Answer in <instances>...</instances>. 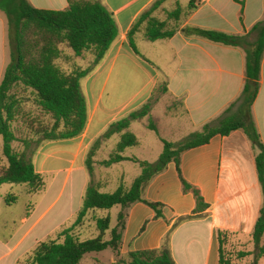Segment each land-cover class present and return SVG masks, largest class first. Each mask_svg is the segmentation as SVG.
I'll use <instances>...</instances> for the list:
<instances>
[{
  "label": "crops",
  "instance_id": "obj_1",
  "mask_svg": "<svg viewBox=\"0 0 264 264\" xmlns=\"http://www.w3.org/2000/svg\"><path fill=\"white\" fill-rule=\"evenodd\" d=\"M156 1H102L113 15L118 35L99 66L80 83L86 104L85 128L80 136L47 142L34 154L33 167L44 177L45 187L33 195L24 189L29 205L18 216L9 212L1 216L0 211V264H16L39 242L59 232L66 221L72 220V225L89 183L85 159L90 146L111 124L139 110L151 98L159 81L167 84V98L183 103L182 110L186 113L171 115L174 122L164 125L168 135L174 134L180 141L216 121L241 94L245 82L244 52L198 36H187L182 29H216L231 35H248L256 23L264 20V0H195L197 9L180 22L172 38L151 42L164 45L160 52L147 49L155 65L130 50L127 34L139 15ZM28 2L39 10L60 11L68 7L67 0ZM240 3H244V7ZM177 5L179 3L171 10ZM207 22L217 27H209ZM144 40L139 35L134 37L137 51ZM254 40L255 35H251L250 42ZM0 43L7 44V21L1 12ZM3 57L0 54V75L6 67ZM259 83L252 117L264 145V55ZM256 154L257 150L240 130L227 137L217 135L208 144L183 152L179 159L181 176L199 191L207 209L176 225L179 218L193 214L196 202L191 193L183 192L176 166L169 163L143 192L145 200L163 206V219L155 218L154 211L142 203L132 204L125 210L119 207L118 213L125 214L121 256L157 249L169 235L175 264H219L218 232H228L238 240L247 235L248 239L259 217L263 196L255 168ZM71 181L72 192L64 208L58 210L57 217L48 219L50 209L58 205L63 189ZM52 188L58 190V195L44 206ZM221 212L227 217L224 224L218 222ZM84 229L85 225L76 231L80 238ZM114 261L113 254L110 264ZM262 261L264 259L258 264Z\"/></svg>",
  "mask_w": 264,
  "mask_h": 264
},
{
  "label": "trees",
  "instance_id": "obj_2",
  "mask_svg": "<svg viewBox=\"0 0 264 264\" xmlns=\"http://www.w3.org/2000/svg\"><path fill=\"white\" fill-rule=\"evenodd\" d=\"M103 0H67L68 7L60 11L34 8L28 0H0V12L7 21V44L10 61L6 65L0 81V137L2 154L6 166L0 167V188L4 184L25 185L28 194H36L45 187V179L34 170L29 152L33 140L17 138L13 124L21 121L34 137L36 145L64 141L80 136L86 124V104L80 83L92 73L107 55L118 35L113 15L102 4ZM166 0H157L135 20L128 34L130 50L139 56L134 37L141 35L146 41L156 42L172 38L178 31L180 22L186 20L196 9L195 0H190L185 8L177 5L165 11V18L156 13ZM242 14V11H241ZM241 20V17H240ZM187 36H198L207 41L227 47L240 48L245 54V82L239 97L214 122L203 126L179 143L162 139L152 124L148 128L159 136L163 151L154 163L136 158L124 157L122 153L140 146V139L129 131L131 123L149 117L153 103L151 98L139 109L123 119L111 124L90 146L85 169L89 183L83 196L80 210L68 228H61L55 239L41 241L16 264H80L91 253H101L110 249L115 261L112 264H175L170 248V236L166 235L157 249L129 252L121 256V236L125 214L119 212L117 223L111 227V216L95 217L97 236L81 241L76 233L97 214L110 211L114 207L127 209L135 203L151 208L155 218L163 219V206L148 202L143 192L151 179L160 174L173 162L184 193H191L196 206L191 216L179 218L176 225L191 220L207 209L199 191L183 180L179 167L180 155L192 148L201 147L219 135L227 137L235 131H242L257 150L255 168L263 196V205L251 235L254 250L239 253V258H253V264L264 259V145L260 140L252 117V106L260 87L261 62L264 55V20L256 23L248 35H231L220 31L201 28H184ZM255 40L250 42V36ZM85 62V64H82ZM85 65V66H84ZM167 96V84L159 81L153 95ZM151 96V97H152ZM179 109H167L173 116L185 112L181 100ZM118 137L114 151L102 164L109 167L121 162L137 164L141 174L130 186L119 184L112 193L101 192V186L92 180L94 159L103 143ZM20 142L22 149L13 144ZM1 197V195H0ZM16 202L14 195L7 196L6 204ZM109 235L108 239L105 236ZM230 234L218 232L219 264H234L226 248Z\"/></svg>",
  "mask_w": 264,
  "mask_h": 264
},
{
  "label": "rangeland",
  "instance_id": "obj_3",
  "mask_svg": "<svg viewBox=\"0 0 264 264\" xmlns=\"http://www.w3.org/2000/svg\"><path fill=\"white\" fill-rule=\"evenodd\" d=\"M190 0H170L164 7L161 6V8L158 10L156 15L160 19L165 18V11L171 10L174 7L175 3H179L180 6L186 7ZM244 2V1H243ZM242 7H244V3H240ZM238 10V8H236ZM240 11V10H239ZM236 15V12H235ZM241 21H243V14H241ZM209 27H217V24L207 22ZM214 30L216 29H209ZM219 31V30H217ZM141 36V35H139ZM6 42V41H5ZM164 45H161L159 43H151L148 41H143L138 46V53L142 55L145 59L150 61L151 63L155 64L154 58H152L150 52H147L148 50H152L153 52H160L164 49ZM9 45L8 44H1L0 43V54L3 55L5 58V66L10 61V53H9ZM4 51V52H3ZM4 53V54H3ZM2 65V59L0 58V69ZM1 71V70H0ZM2 74L0 75V81L2 79ZM151 102L153 103V109H152V116L145 118L140 121H135L132 123L130 131L135 134L137 138L140 139V146L128 148L126 149L122 154L126 157L136 158L141 161H146L149 163H154L158 160L160 154L163 151V145L162 142L159 139V136L166 140L170 141L172 143H175V141H180V137H175L174 134L168 135L166 132L167 129L164 127V125L167 122H174L171 119V113H168L167 109L174 108V110L179 109L178 102L173 101L170 98H167L166 96L161 95H153L151 97ZM180 111V109H179ZM149 124H152L156 127L158 130L159 136L156 135L155 132L151 131L148 126ZM184 124V123H183ZM13 128L15 130V133L17 135V138H29L33 140V143L31 145V148L29 149V152L35 151V153L39 150L41 145L45 143L39 144V146L36 145V140L38 137L32 136V134L29 132V130L22 124L21 121H17L13 124ZM188 137V136H187ZM186 137V138H187ZM118 137H113L110 141H108L104 147L99 151L97 156L94 159L93 163V177L92 180L96 183H99L101 188V191L103 193H112L114 192L118 185L123 183L125 186H130L133 181L141 174V169L137 164L125 162L121 164H114L109 167L104 166L102 163L109 158V155L114 151L115 144ZM184 140V139H183ZM182 140V141H183ZM181 142V141H180ZM179 143V142H176ZM13 147L17 150L22 149V144L20 142H16L13 144ZM34 153V154H35ZM6 166V159L2 154V139L0 137V167ZM46 185H49V182L46 180ZM72 181L69 182L65 188L62 191L61 197L59 199V203L55 208H51L49 211V214L47 216L48 219H54L55 215L58 213L59 209H63L68 197L70 196V193L72 192ZM26 187L22 184H4L0 188V211L1 216H3L5 213L9 212L13 216H18L20 213L26 211L27 206L29 205L27 202V195H26ZM60 190V189H59ZM37 194V193H36ZM14 195L16 197V202L11 205L6 204L7 196ZM43 193L39 196H42ZM58 195V190L55 188L50 189V193L48 194L44 206L48 205L50 202H52L56 196ZM32 200H30L31 203ZM33 202V201H32ZM120 210L119 207H114L110 211H97V214H95L93 217H89L87 219V222L85 224L84 232L82 233V238H80L81 241H86L88 239H92L97 236V229L94 223L95 217L101 218L105 217L107 214H110L111 216V227H114L117 223V213ZM57 217V215H56ZM227 220L226 214L224 215L223 212L220 213L218 222L224 224ZM71 221H66L63 225L64 228H68L71 226ZM234 223L238 224V221H234ZM57 236V233L50 236L52 239H55ZM49 238V237H48ZM109 235L105 236V239H108ZM261 244H264V237L261 240ZM229 254L231 255V259L234 262V264H253V258L252 257H246L244 259L239 258V253L242 252H252L254 250L252 238L251 236L247 239V235L241 236V239L238 240L237 238H234L232 235H229L226 239V248H225ZM113 260V252L110 249H107L101 253H91L87 255L83 261H81L80 264H110ZM260 264V263H259ZM261 264H264V261H262Z\"/></svg>",
  "mask_w": 264,
  "mask_h": 264
}]
</instances>
